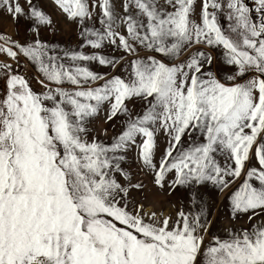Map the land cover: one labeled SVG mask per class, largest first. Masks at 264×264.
<instances>
[{
  "label": "snow or ice",
  "instance_id": "1",
  "mask_svg": "<svg viewBox=\"0 0 264 264\" xmlns=\"http://www.w3.org/2000/svg\"><path fill=\"white\" fill-rule=\"evenodd\" d=\"M54 3L91 54L40 39L54 21L35 0H0L33 34L0 33V264H264V0L258 22L227 0V30L221 0ZM137 175L186 204L146 211Z\"/></svg>",
  "mask_w": 264,
  "mask_h": 264
},
{
  "label": "rangeland",
  "instance_id": "2",
  "mask_svg": "<svg viewBox=\"0 0 264 264\" xmlns=\"http://www.w3.org/2000/svg\"><path fill=\"white\" fill-rule=\"evenodd\" d=\"M35 2L39 3L41 8L51 16L54 21V27L51 28H43L40 33V39L44 42L48 43L50 46L57 47L58 49H71L74 51H83L86 54H91L92 49L90 48H81L79 47L82 43L79 32L80 28L76 23L70 21L64 13H62L54 3V0H35ZM116 9L120 10L121 0H114ZM221 2L225 5L222 11L219 13V21L221 25L227 30L228 24L230 23L226 17L228 14V10L226 7L227 0H221ZM23 4V0H21ZM246 5L251 9L252 17L259 20L260 14L256 13L255 9L257 7L256 0H245ZM27 8V5H24ZM98 11V10H97ZM89 26H93V22H89ZM94 26L99 27L98 24ZM28 24L23 20L16 21L11 16H9L6 12L0 11V33L7 34L11 36L15 40L19 41H28L31 42L32 33L27 31ZM111 49L105 48L102 51L104 53H108ZM214 55H219V52L214 51ZM115 55H119V53H115ZM0 61L5 63H11L14 67L16 64L10 58L0 55ZM92 70L104 72L108 71L101 66L96 64L88 65ZM21 74L25 75L26 78L30 80L31 86L34 90L40 91V85L36 82V77L39 73L36 71V68L33 64H31L26 59H21L20 65L17 69ZM119 72V69L116 70ZM5 84L6 81L3 79V74L0 73V96L4 95L5 92ZM107 109V105H105V110ZM93 128L99 132L103 128H108L109 136L114 135L119 131V126L116 128H112L110 124H106L104 121V114L101 115L93 122ZM101 139H106L101 136ZM163 144V140L161 138V145ZM135 156V150H133L129 154V163H132V160ZM131 171L133 173L137 172L135 164H132ZM137 179H143L146 184H148V200L145 201V210L151 211L153 209V204L156 205L161 211L164 212L165 215H172L174 217L177 208L186 204L184 201L182 194L178 191L172 197H168L165 194H157L156 190L152 188L149 178H145L142 175H137ZM205 199L209 200L212 203L213 214L215 216V220L220 222V225L227 223L224 219L226 216V210L224 209V197L220 196L218 193L214 196H210L208 193H205ZM217 223H213V228L209 232V236H211L213 231H217L220 227Z\"/></svg>",
  "mask_w": 264,
  "mask_h": 264
}]
</instances>
